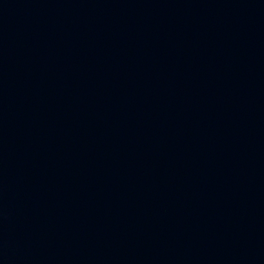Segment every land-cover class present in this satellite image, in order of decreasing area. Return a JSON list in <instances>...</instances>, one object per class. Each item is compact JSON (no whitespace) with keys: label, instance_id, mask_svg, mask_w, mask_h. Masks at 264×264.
Here are the masks:
<instances>
[{"label":"water","instance_id":"water-1","mask_svg":"<svg viewBox=\"0 0 264 264\" xmlns=\"http://www.w3.org/2000/svg\"><path fill=\"white\" fill-rule=\"evenodd\" d=\"M0 264H264V0H0Z\"/></svg>","mask_w":264,"mask_h":264}]
</instances>
